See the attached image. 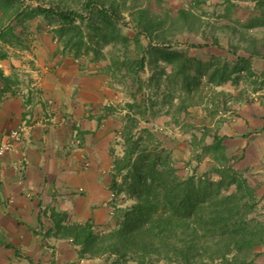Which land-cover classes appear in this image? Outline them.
<instances>
[{
	"label": "rangeland",
	"instance_id": "rangeland-1",
	"mask_svg": "<svg viewBox=\"0 0 264 264\" xmlns=\"http://www.w3.org/2000/svg\"><path fill=\"white\" fill-rule=\"evenodd\" d=\"M160 2H163L164 10L157 8ZM175 2L173 0H91L87 8L84 0H78L63 9L78 12L84 18L76 19L70 24L64 23L59 28L55 27L61 38L56 44L63 52L72 55V59L82 67V70H85V73L96 74L102 80L101 85H103L99 89L102 99L98 109L105 117L104 121L99 123L102 132L95 141L102 142V148L98 147V153L102 150L111 165L107 174L105 172L99 176L102 182L110 179L107 187L104 186L107 197L102 206L104 208L102 218L97 217L95 222L92 217L79 221L80 219H76L71 214L62 218L57 216L64 224L88 222L94 233L107 232L118 222L115 217L117 210L133 204L134 197L127 187L129 179L127 167L120 169L112 167L114 160L121 159L124 154L126 145L121 130L130 120L131 133L135 139L145 137L147 132L153 135L151 139L142 142L139 149L148 144V150L159 154L160 160L165 161L180 180L188 177L195 179L208 177L214 181L219 178L218 168L231 166L255 189L257 205L253 214L264 222V57H249V52L245 50L250 39L253 38L258 41V47L263 45L261 40L264 26L259 23V11L252 0H230L229 11L224 8L227 4L225 0ZM178 4L184 7L180 10L189 11L199 19V26L195 25L194 28L189 29L185 23H180L178 27L170 29L169 25H165L169 24L167 21L155 33L158 34L162 29L168 28L170 32L164 40L167 42L165 45L185 53L193 61L210 62L209 66L204 65L200 68L201 74L197 80L187 79L193 90L190 96L182 91L185 76L181 72L169 75L173 69L165 62L150 64L145 56L143 65L138 68L136 75L120 63L127 57L136 58L142 55L140 51L138 52V45L140 44V48L144 49L147 44L143 30L134 19L135 12L146 11L152 18L171 19L172 12L169 8ZM101 8L107 10L108 14H102ZM55 18L49 24L55 23L58 19ZM226 24L236 31L229 33L224 27ZM137 35L139 43L135 40ZM231 45L236 46L235 55L230 51L233 50ZM36 47V42L31 41L17 52L22 62L18 67L20 71L18 69L15 71L16 83L11 90L24 99L29 98L31 94L40 99L41 93L33 82H39L41 73L49 69L48 66L41 67L37 64L34 55ZM262 55L264 56V46ZM236 56L248 58L250 72L242 68L232 74V79L222 82H213L209 79L208 75L216 65L221 67L223 63H227L232 66L236 62ZM195 64L196 62L192 63L188 75H194ZM135 77L140 78V88L136 86L134 88ZM234 77L236 82L232 81ZM183 96H185L184 109L181 104ZM45 101L49 107L47 111L45 110V114L51 113L53 116L49 124L69 125L71 120L68 114L59 106L53 107L52 98ZM95 110L96 108L90 105L86 109L90 113H96ZM46 115L41 118H30L24 122L26 124L34 122V126L31 127L33 129L43 124ZM36 120L41 123L35 125ZM70 126L71 135L67 146L70 149L72 146L80 149L82 141L80 126L75 121ZM213 135L223 137L221 141L223 149L220 150L225 160H221L220 156L215 158V154L219 155L221 151H212L210 147L208 148L213 142ZM99 155L101 156V153ZM133 158L135 155L130 163ZM119 163L124 165V162ZM87 165L86 162L84 167ZM75 189L68 191L69 194L84 195V191ZM51 232V235L59 239V243L47 245L49 248L47 254L43 252V258H46L45 264H113L116 259L115 255L80 258L78 246L71 239L64 237L62 233L57 235L55 230ZM58 247L65 251L60 252ZM256 251L260 254L255 262L264 264V244L258 246ZM115 264H135V262L128 257L126 260L116 259ZM149 264H163V262L151 257Z\"/></svg>",
	"mask_w": 264,
	"mask_h": 264
},
{
	"label": "crops",
	"instance_id": "crops-1",
	"mask_svg": "<svg viewBox=\"0 0 264 264\" xmlns=\"http://www.w3.org/2000/svg\"><path fill=\"white\" fill-rule=\"evenodd\" d=\"M76 1L0 0V138L25 120L46 115L48 98L71 120L65 126L44 120V127L29 130L14 151L0 156V264H45L43 252L47 254V245L59 243L51 235L55 216L71 214L79 221L92 217L96 222L103 215L107 197L104 186L110 179L102 182L99 176L107 174L111 165L102 150L101 156L98 153L102 142L95 141L102 132L99 123L105 117L98 109L102 80L96 74L85 73L72 55L59 48L56 41L61 38L55 27L64 23L54 13L46 12L64 11ZM88 1L84 0L85 6ZM162 3L157 6L159 10L163 9ZM182 8V4L170 6L172 17ZM55 17L56 22L49 24ZM31 41L37 45V64L49 67L41 73L39 82H33L40 99L33 94L24 99L11 90L16 83L15 71H20L22 62L17 52ZM89 105L96 108V113L86 111ZM73 121L80 126V149L67 146ZM83 162L88 163L87 167ZM75 188L84 195L69 194Z\"/></svg>",
	"mask_w": 264,
	"mask_h": 264
},
{
	"label": "trees",
	"instance_id": "trees-1",
	"mask_svg": "<svg viewBox=\"0 0 264 264\" xmlns=\"http://www.w3.org/2000/svg\"><path fill=\"white\" fill-rule=\"evenodd\" d=\"M252 1L260 14L259 23L264 26V0ZM225 2L227 4L224 8L229 11L230 0ZM90 4L91 0L86 3V7L89 8ZM46 12L54 13L66 24L84 19L81 14L73 11ZM100 12L108 14L102 8ZM134 19L143 30L147 44L144 49L138 45V52L142 55L127 57L120 62L121 65L136 75L145 56L150 64L165 62L173 69L169 75L181 72L185 76L182 91L190 96L193 90L187 79L197 80L201 74L200 68L209 66L210 62L193 61L185 53L165 45L167 42L164 40L170 32L168 28L162 29L158 34L155 31L167 21L169 24L165 25H169L170 29L178 27L180 23H185L191 29L195 25L199 26V19L185 10H179L177 17H161L158 20L149 17L146 11H136ZM224 27L229 33H234L235 28L229 24ZM138 39L137 35L135 40ZM250 40L245 48L249 57H264V35L261 40L263 45L260 47L255 38ZM231 49V53L235 55L236 46L231 45ZM194 62V75L191 76L187 72ZM248 62V58L236 56V62L232 66L227 63H223L221 67L216 65L208 77L213 82L232 79V74L242 68L250 72ZM232 81L236 82V78ZM133 85L134 88H140L139 77L133 78ZM181 99L184 109L185 96ZM131 132L130 120L121 130L126 145L124 154L121 159L114 160L112 167H127V187L134 197L133 204L118 209L115 213L118 222L111 230L103 233H94L88 222L62 224L61 219L56 216L53 220L57 235L62 233L64 237L71 239L78 246L80 258L115 255L118 260L129 257L135 264H149L151 257L163 264H257L255 259L260 252L256 248L264 244V222L253 214L257 205L256 191L246 178L228 166L217 169L219 178L214 181L208 177L180 180L165 161L160 160L159 154L148 150V144L139 149L142 142L153 137L151 133L147 132L145 137L135 139ZM212 138L213 142L208 148L221 151L223 137L213 135ZM133 155L135 158L130 163ZM218 156L225 160L222 151L219 155L215 154V158ZM119 162H124V165H119Z\"/></svg>",
	"mask_w": 264,
	"mask_h": 264
},
{
	"label": "built area",
	"instance_id": "built-area-1",
	"mask_svg": "<svg viewBox=\"0 0 264 264\" xmlns=\"http://www.w3.org/2000/svg\"><path fill=\"white\" fill-rule=\"evenodd\" d=\"M1 67V65H0ZM52 114L49 113L45 119V121H52ZM43 119V120H44ZM64 120V118H61ZM34 122L30 124H26V122H22L14 129L9 130L8 132L4 133L0 138V156L4 155L7 152H12L15 150L17 145L22 142L26 132H28L31 127L34 126ZM40 121H35V125H39Z\"/></svg>",
	"mask_w": 264,
	"mask_h": 264
}]
</instances>
